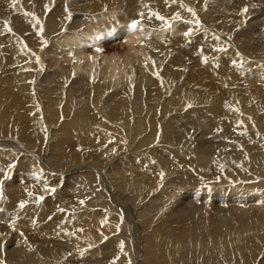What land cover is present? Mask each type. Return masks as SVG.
<instances>
[{
    "label": "bare ground",
    "instance_id": "obj_1",
    "mask_svg": "<svg viewBox=\"0 0 264 264\" xmlns=\"http://www.w3.org/2000/svg\"><path fill=\"white\" fill-rule=\"evenodd\" d=\"M67 1L69 0H0V160L5 158L10 164L18 162L19 165L27 164L33 167L31 171L23 170L26 173L23 174L24 177L32 182L36 173L45 170L53 173L54 168L49 165L54 166L50 162L54 161L55 153L60 154L62 157L59 158L62 159L65 146L77 144L84 148L83 153L88 155L86 160L82 157L87 167L100 170L99 174L105 176L102 179L107 177L114 182L110 176L114 169L105 173L103 165L113 162L112 166L115 167L117 153L131 152L132 154L129 153L128 157L124 158V177L119 179L120 176L116 175L120 185L114 187L122 194V199L117 203L126 206L128 212L130 205H126V201H131L130 204L140 213H133L134 217L138 218L136 220L139 227L142 225L143 229L149 231L148 235L143 237L148 248L144 246L143 258L139 264H166L165 256L158 253L159 251L156 252L158 248L176 251L174 253L180 261L185 259V253H190L198 262L204 263L212 262L214 252L224 256L227 251L235 252L241 247L248 251L260 252L261 246L264 245V221L261 222L264 220V122L260 121L264 114V103L262 106L258 104H261L259 100L264 97V77L257 76L263 77V81H260L261 78H252L255 76L253 73L264 72V59L260 60L245 51L249 52L251 45L258 51H264V39L243 34V38L238 40L242 39L239 44L236 43V28L243 22H248L257 12L254 8L256 4H249L247 1L250 0H210L211 4H216L213 7H221L220 3L227 7H237L239 11L247 7L248 11L241 15L237 10L224 12L215 8L212 12L217 14L221 22L211 20L205 26L200 16L199 24L195 21L183 22L192 14L188 8L200 4L201 0L187 1L186 5L178 7L179 11L177 7L169 3L166 5L164 2L150 4L145 0H110L111 5L108 7L109 0H105L104 6H100V3L96 5L95 2L94 5L91 1L93 5L90 2L91 5H86L87 13L80 12L83 17L78 21L72 20L80 16L74 8L71 7V19L62 10L64 5L68 6ZM208 1L204 0L205 5L211 6ZM256 1L258 0L253 2ZM118 3L128 6V11L124 8L116 9ZM53 5L57 12L51 14L49 9ZM66 6L65 8L69 9V6ZM119 11L121 12L118 13ZM194 11L199 15L195 9ZM156 12L171 20V30H164L161 21L157 23L147 18ZM46 13L51 15L47 18ZM138 13H143V17ZM177 13L183 20L180 23L172 19ZM33 17L38 18V24ZM137 19L142 20L143 32L137 30L130 33L127 27ZM6 23L11 29L10 32L5 28ZM179 24L181 32L178 31ZM250 24L257 28L261 25L260 22L254 21ZM109 31H119L122 45L127 48L124 54L115 52L102 55L96 50L100 47V42L93 45V56L82 53L84 40H88L92 45L90 37ZM185 32L195 33L194 38L186 37ZM181 35L185 38H181ZM65 46L69 47L72 54L68 60L70 63L65 62L68 65L59 64V61L51 63L43 57L55 51V48L64 52ZM217 46L225 50L214 51L213 49H218ZM197 56H207L210 60L223 57L233 60L238 56L244 63L239 66V71L212 70L211 66L201 61L190 65V59H196ZM179 64L181 67L177 69ZM53 65L56 67L51 72L49 69ZM190 66L193 67L192 71L196 69V74L201 75L196 76L191 72ZM208 73L212 75L213 83L202 80ZM186 74L187 76L183 77ZM216 81L217 84L214 83ZM138 103L143 107L136 110ZM218 109L220 113L213 111ZM239 115L245 121L240 127L228 125L230 122L241 123V119L234 121ZM62 117L66 121H60ZM58 123L61 125V135L68 137L61 138V141L52 140L49 145L47 130L52 129V135L51 132L49 135L55 136L58 132L54 127ZM194 123L197 125L193 126ZM201 126V131L206 134L209 132V135L207 140L201 139L205 148L196 151V148H191L190 133L200 135L201 131L195 132L191 128ZM210 126L216 129V133H213L212 128L208 129ZM158 127L162 129L161 132H158ZM15 133L20 141L11 139L14 138L11 134ZM239 133L246 134L247 140H240L241 135L237 136ZM7 135L11 136V140L4 139ZM122 138L129 141L121 145ZM111 139L119 140L116 144L111 142ZM217 140L221 141V144H216ZM228 140H232V144H224ZM155 143H158L156 149L144 153L146 147ZM42 150L50 155L39 161L42 157L38 154ZM188 155L198 161L199 168L195 169L200 180H197L196 186H202L198 190H202L201 193L208 197L207 201L212 203L209 196L215 192L212 190L217 184L230 183L226 189L216 190L214 195L221 199L229 196L244 201L243 196L247 194L238 195L240 189H244V192L254 191L255 194L251 195V198L259 200V203H255L259 208L255 210L246 207L241 211L228 208L230 212L223 216L216 210L214 201L212 205H192L194 200L189 203L190 199L187 200V197L191 198L193 194L188 191L187 185L194 183L183 180L184 177L171 179L173 173L182 172L179 164L184 163L183 159ZM172 160L174 162H171ZM127 162H132L129 169ZM136 164H139L140 168L144 166V170L137 175L126 177L127 171L132 172L138 168L135 167ZM184 164H187L186 161ZM191 173L194 175V171ZM74 177L79 179L78 176ZM1 178L0 174V182ZM57 179L58 184L68 187L69 182L64 181L63 176ZM158 188L162 190V195L156 197V210L161 216L176 221L175 227L154 224L156 216L149 215L151 201L147 197ZM0 189L3 192V199H0V245L12 244V249L19 246L13 250L11 257L5 256L6 252H0L2 264H60V259L66 260L63 264H118L117 258L121 254H118V251L128 255V264H136L141 257L139 255V258H135L138 246L135 252L133 247H130L132 242L136 244L138 241L136 221L131 211L126 214L127 219L124 220H128V224L133 221V224L130 223L127 227V223L117 220L116 210L121 209L111 210L110 204L99 196L98 201L103 206L100 208L114 214L106 215L97 211L96 199L85 202L87 212H73L72 205H67L61 198L57 199L59 196L56 193L50 197L48 203L46 199L43 203L39 201L34 209H21L18 201L22 200L15 197L13 189L8 191L1 183ZM94 189H98L96 183ZM40 192L41 189H34L31 197L38 200ZM89 192L91 194V191ZM191 199H194V196ZM184 203L187 204L186 207H183ZM168 205L172 210H168ZM13 208L15 211L12 212ZM29 211L32 214H28ZM63 211L69 213L63 215ZM254 211L259 213L260 218L253 219ZM51 215L55 216L51 222L52 227L57 221L65 222L62 224L65 228L62 227L63 233L60 235L57 234L60 227H54L56 231L49 233L47 228L51 223H43L40 226V222L48 216L51 219ZM121 216L119 214V218ZM13 222L14 228L10 227ZM119 224L122 229L131 228L129 233L127 230L128 239L123 237L121 230L117 232ZM114 235L119 236L111 238ZM42 243L43 246H40ZM208 246H211V252L207 254ZM30 248L35 252L34 255L29 254ZM86 249L93 251L86 252ZM114 254L115 257H112ZM226 256L229 257L228 254ZM259 264H264V257Z\"/></svg>",
    "mask_w": 264,
    "mask_h": 264
},
{
    "label": "rangeland",
    "instance_id": "obj_2",
    "mask_svg": "<svg viewBox=\"0 0 264 264\" xmlns=\"http://www.w3.org/2000/svg\"><path fill=\"white\" fill-rule=\"evenodd\" d=\"M78 1V2H77ZM87 1V2H86ZM91 1H92V3L94 4V2L96 3V5L98 4V3H100L99 5L100 6H104L105 4H106V2H105V0L103 1L102 0V2H101V0H69V1H67L68 2V6H69V9L68 8H65V6L66 5H64L63 7H62V10H64L63 12L64 13H66V14H68L67 13V11H71L72 10V8H74L73 10L75 11V12H77V15H78V13H79V15H80V12H82L83 13V11L84 12H86V10H88V6L86 7V5H88L89 4V2L91 3ZM146 2H148V3H150V4H159L160 2H164L166 5H167V3H169V5H173V6H175V7H177V9H178V7H183L184 5H186L188 2L187 1H191V0H145ZM254 0H250V1H247L249 4L250 3H253V4H256L255 6H254V8H255V10L257 11L254 15H252L250 18H249V21L248 22H243L241 25H239L237 28H236V34H238V35H236V43H238L239 44V42L242 40V39H240V41H238L239 40V38H243V34H245V35H253V36H260L261 37V39H264V35H263V33H264V2L262 1V0H258V1H256V2H253ZM27 2V1H26ZM79 2H80V4H79ZM201 2H202V0H201ZM201 2H200V4H194V5H192V8L193 9H195L198 13H199V15H196V16H194V17H192L193 15L192 14H190V15H192V16H190L189 15V18H187V20H188V22H191V21H195L196 22V20L198 19V17L200 16V18H201V20H202V24H205V26L206 25H208L210 22H211V20L212 21H217V22H221L220 21V19L217 17V14H214L212 11H213V9H218V10H223L224 12L225 11H232V10H237L238 12H241V11H239V9L237 8V7H231V6H229V7H227V6H225V5H222V4H220L219 3V5H221V7H213V5H216L215 3H213V4H211L210 3V0L208 1L209 2V4H211V6H208V5H205V2H204V0H203V2H202V4H201ZM208 2L206 3V4H208ZM30 3H31V1H30ZM77 5V4H79V5H77L76 7H75V5ZM91 3V4H92ZM102 3H104V4H102ZM83 4V5H82ZM91 4H89V5H91ZM92 4V5H93ZM119 5L116 7V9H118V10H122L123 8L125 9V11H128V6H126L124 3H118ZM56 5H58V4H56ZM71 5V6H70ZM85 5V6H84ZM95 5V4H94ZM110 0H109V2H108V7H110ZM68 6H66V7H68ZM61 7H58L59 9H61ZM72 7V8H71ZM223 7H227V9H223ZM76 8H77V10H76ZM55 9H56V6H55ZM67 9V10H66ZM86 9V10H85ZM44 11H46V10H43V12ZM55 10H54V5L49 9V12H51V14H52V12H54ZM153 12H154V10H152ZM178 11H179V9H178ZM55 12H57V11H55ZM121 11H119L118 13H120ZM87 13V12H86ZM157 13V12H156ZM190 13V12H189ZM50 13L48 14V13H46V15H45V17H49V15H51ZM54 14H56V13H54ZM179 14H181L182 16H184L181 12H179ZM197 14V13H196ZM82 15H80V16H78V17H76V18H73L72 20L73 21H78V20H81L82 19ZM192 17V18H191ZM148 18V17H147ZM151 21H156L157 23L158 22H160V20H158V19H156L155 18V16H153L151 19H150ZM186 19H184V21L181 19V20H179L178 22L180 23V22H185L186 23V21H187ZM190 20V21H189ZM260 22L261 23V25H260V27L259 28H257L256 26H252L251 24L249 25V23L250 22ZM43 24H44V22H43ZM123 25V22H121V26ZM181 24H179V26H178V31L179 32H181V30H182V28H181V26H180ZM246 26V27H245ZM239 27H241V28H239ZM243 27V28H242ZM22 28H25V26H22ZM127 29H128V27H127ZM240 30H241V32H240ZM28 31V30H27ZM26 31V32H27ZM245 31L247 32V33H245ZM4 32H6V31H4ZM118 32L119 31H116V32H113V34L112 35H110V36H107V35H104V38L102 39V40H100L99 42H100V47H98L99 49H101L100 51H99V53L100 54H113V53H117L118 52V54H124L125 52H126V50H127V48H126V46H124V45H122V39L119 37V34H118ZM238 32V33H237ZM106 32H103L102 33V35L103 34H105ZM242 33V34H241ZM194 35H195V33H191L190 35H189V37H192V38H194ZM181 38H185V36H183V35H181ZM82 44H83V47L81 48V51H82V53L83 54H88V56L90 55H94L95 54V48L93 47V45H91V43L90 42H88V40H84L83 42H82ZM217 44H219V43H217ZM216 46V45H215ZM219 46H221L220 44H219ZM218 47V46H217ZM216 47V48H217ZM65 48V50H64V52H59V49L60 48H55L54 50L55 51H53V52H50V53H48L47 55H43V57L46 59V60H49L51 63H53V62H57V61H59V64L60 63H62L63 65H68V63H65V62H69L68 60H69V58L71 57V55L72 54H70V52H69V47L68 46H65L64 47ZM63 48V49H64ZM219 48V47H218ZM57 50V51H56ZM58 52V53H57ZM245 53H247V54H253V55H255V56H257V57H259V59L260 60H262V59H264V51H258V50H256V48H255V46L254 45H251V50L249 51V52H247V51H245ZM171 58V57H170ZM196 59H190V61H189V63H190V65H193L194 64V62H196V61H201V62H203V58H201V57H199V56H197V57H195ZM64 59H67V60H64ZM72 59V58H71ZM53 61V62H52ZM248 61V60H247ZM217 62H219V63H217ZM58 63V62H57ZM70 63V62H69ZM204 63V62H203ZM242 63H244L241 59H238V56L237 57H235V59H233L232 60V58H230L229 60H227V57H223V58H216V59H213V60H210V59H208V61H207V63H204V64H206L207 66H211V68H212V70L213 69H217V70H227L228 69V71L229 72H234V70L235 71H239V66H241V64ZM264 63V62H263ZM179 66H180V64L179 65H177V69H180L179 68ZM56 66L55 65H53L49 70L52 72L53 70H54V68H55ZM181 67V66H180ZM190 68H191V72H194V74L196 75V76H200L201 74H196L197 72H196V69L195 70H193L192 71V66H190ZM202 68H203V66H202ZM232 69H233V71H232ZM47 71H48V68L46 69ZM210 70V69H209ZM254 72V71H253ZM188 74H189V72H188ZM209 74V73H208ZM208 74H205L204 75V77H203V81H205L206 83H213V79H212V75H208ZM253 74H255V76L252 78V79H254V80H257V79H260V81H263V77H264V72H262V73H253ZM259 75H263V77H257V76H259ZM187 76V74L186 75H184L183 77H186ZM211 76V77H210ZM244 77H246V76H244ZM214 83H216L217 84V81L216 82H214ZM215 84V85H216ZM262 99V100H261ZM260 100H259V103H261V104H258L259 106H262V103H264V97H262ZM142 105L141 104H137V107H136V110H139V109H142ZM262 110V109H261ZM260 110V111H261ZM213 111H217V112H219L220 113V109H218V110H213ZM262 112H264V110H262ZM261 112V113H262ZM137 114V113H136ZM260 114V113H259ZM174 115H176V114H174ZM63 118V117H62ZM61 118V120L60 121H62V122H64V121H66V119H62ZM197 119H201V118H197ZM239 119H241V123H229L228 125H235L236 127H240V125L242 124V123H244L245 121H243V117H241V115H239V117H237V119H234V121H239ZM260 121L262 122H264V114L262 115V117L260 118ZM57 122V121H56ZM202 122V121H201ZM201 122H199V123H201ZM178 123H181L182 125H183V123L182 122H178ZM211 124V123H210ZM180 125V124H179ZM197 125V123H194V125L193 126H196ZM212 125V124H211ZM213 127H214V125H212ZM213 127H209L208 129H213L212 131H213V133H216V129H214ZM56 130H57V132L58 133H56L55 134V136H50L49 135V133L51 132V135H52V129H50V130H47V134H48V139H50L49 140V145H50V143L52 142V140H57V139H59V141H61V138H67L68 136H62L61 135V132H60V130H61V125L58 123L55 127H54ZM140 129H143V128H141V127H139ZM198 128H199V130H198ZM46 129H47V127H46ZM191 130L193 131H195V132H199V131H201L202 130V126L201 127H196V128H191ZM162 131V129L160 128V127H158V132H161ZM245 132V131H244ZM243 132V133H244ZM146 133H147V131H146ZM17 133H15V134H11V136L13 137L14 136V138H11V136L10 135H7V137L6 136H4V139L6 140V139H8V140H11V139H14L15 141H20V138L18 137V135H16ZM145 134V132L144 133H142V135L141 136H143ZM191 134V140L189 141L190 142V145H191V148L193 149H195L196 151H200L201 150V148H205V146L204 145H202L201 144V139L202 138H204V140H207V135H209V132L206 134V133H203L202 131H201V133H200V135H198L197 133H190ZM203 134V135H202ZM239 135H241L240 133L239 134H237V136H239ZM10 136V137H9ZM198 136V137H197ZM219 136H222V135H220L219 134ZM16 137V138H15ZM193 137H194V139H193ZM209 137V136H208ZM3 138V137H2ZM11 138V139H10ZM213 139H215V137L213 138ZM119 140V139H118ZM118 140H116V139H111V142H113V143H116L117 144V142H118ZM221 140V139H220ZM240 140H242V141H246L247 140V137H246V134H243V135H241V139ZM263 140H264V138H263ZM127 141H129L128 139H125V138H122V144L121 145H125V143L127 142ZM218 141V140H217ZM216 141V144H218V143H220L221 144V141H218L217 142ZM158 142V141H157ZM259 142H263L262 140H259ZM194 143V145H192V144ZM232 144V140H228L227 142H225L224 144ZM214 144H215V142H214ZM241 144V143H240ZM158 147V143H155V145L153 144L151 147H146L147 149L144 151V153L145 152H148V151H150V150H152V149H156ZM150 148V149H149ZM85 149L84 148H82V147H80L79 145H77V144H71L70 146L69 145H66L65 146V148H64V151H65V154L63 155L64 156V158H62V159H60L59 158V156H61L60 154H58V153H55L56 155H55V157H53L54 158V161H51L50 162V164H53L54 166H52V165H49V166H51V167H53L54 168V171H53V173L51 172V171H46L45 170V172L43 171V172H40V173H36V176H35V179H34V181H29L27 178H25L24 177V175L26 174V173H24V171L26 172V170H33V167H30L29 165H27V164H18V162L16 163V162H14V163H11L10 164V162H6V160H4L3 158H1V160H0V174L2 175V178H1V186L3 185V188L4 187H7V190L8 191H11L12 189L15 191L14 193H15V197H19V198H21V200L22 201H26L27 203H26V205H25V207L26 208H31V209H34V208H36L37 207V200L35 199V197H31V195H29V193H31V194H33V192H34V189H37V188H39V189H41V192H40V194H39V196H37V198H39V197H43V199L42 200H40V202H42L43 203V201L45 200V202H46V199H48L47 200V203L48 202H50V197H52L53 196V194H58V196L59 197H57V199L58 198H61L62 200L61 201H63V202H65L67 205L69 204V205H72V211L73 212H75L76 211V213H84V212H87V207L85 208V206H86V201L89 203V201L90 202H92V201H95L94 199H96V201H95V203H96V205H95V208H97L98 210L97 211H99V212H101L102 214H106V215H111L112 213L114 214V212H112V211H108V210H106V209H101L100 207H103V206H101L100 205V201H98V199H100V198H104L105 199V202L107 201L109 204H110V206H111V210H115V209H117V208H119V209H121V210H116V211H118V214L116 215V217H117V220L118 221H120V220H122V221H124L125 223H127V227H128V225L131 223V221H129V224H128V220L127 221H125L126 219H127V215L126 214H130V211H131V213L133 214V213H136V214H138V215H140V213L137 211V209H135L134 208V206L132 205V204H130V202L131 201H126L127 203H126V205H130V211H126V209H125V207L126 206H123V205H121V204H119V203H117V202H119L121 199H122V194H119V192H117V188L116 187H114L115 185H120V183H119V181H117V180H119V179H121V178H123L124 176V174H123V172H124V170H125V168H124V158H126V157H128V155H129V153H131V152H126L125 151V153H123V151H121L120 153H117L118 155H116L117 157H116V162H117V166H118V169H117V166H115V167H113L112 166V164H113V162L112 163H107V164H104L103 165V167H104V169H105V173H107L110 169H114V171L116 172V170H117V173H115L114 171L112 172V174L110 175L111 177H113V181L114 182H112L110 179H108L107 177H106V179H102L103 178V176H101L99 173V171L100 170H98V169H95V168H88L87 166L88 165H86L84 162H83V160H82V157H85L84 159L86 160V159H88V155L87 154H84L83 153V151H84ZM37 151V150H36ZM35 151V152H36ZM209 152V151H208ZM37 153H38V151H37ZM92 154H93V152H91ZM90 153V154H91ZM122 153V154H121ZM126 153H128V154H126ZM136 154H137V152H135ZM0 154H1V151H0ZM132 154V153H131ZM39 155V157L42 159H39V161H43V159L45 158V156L47 157V155H50L49 153H47V151H45V150H42V152L40 153V154H38ZM121 155V156H120ZM122 156H123V158H122ZM62 157V156H61ZM121 157V158H120ZM185 158V157H184ZM189 158V159H188ZM118 159H119V161H118ZM51 160V159H50ZM120 160H122V161H120ZM156 160V159H155ZM155 160L153 161V163H155ZM171 160V159H170ZM140 161H141V159H140ZM183 161H184V163H185V161H186V163L187 164H184L183 162L182 163H180L179 164V166L182 168V172L181 171H179V172H176V173H173V177L171 178V179H174V180H177L178 178H181V177H184V179L183 180H188V181H190L189 183H194V184H188L187 185V188H189V192H191V194H193V196H194V199H191V198H193V196L191 197V198H189V197H187V200H189L190 199V201H189V203H191L193 200V202H192V205H194V204H196V205H201V204H204V203H210L211 205H212V203H213V201L215 202V205L214 206H216V210L218 209V212L219 213H221L223 216L225 215V214H228L230 211L228 210V208L229 209H234V210H236V209H239V210H236V211H241V210H243V209H245L246 207H251L250 209H258L259 208V206H257L255 203L256 202H258L259 203V200H252L253 199V197L251 198V195L253 196L254 194H255V192L254 191H249V190H245L246 192H244V189H240V192H238V195H242V194H244V193H246L247 194V196H243V200L244 201H239L240 199H236V198H231V197H229V196H227L226 198H220V197H217V196H215L214 194H215V192H216V190H218V189H226L227 187H229L228 185L230 184V183H226V184H217L216 185V188L215 187H213V188H215L214 190H212V191H215V192H213V193H211L212 195H210L209 196V199L212 201V203L210 202V201H207V199H208V197L206 196V195H204V194H202L201 193V191L200 190H198V188L199 187H202V186H196V184L198 183V181L200 180L198 177H200V176H198L197 175V170L195 169L196 167H198L199 168V164H198V161H196L194 158H192V157H190L189 155L185 158V159H183ZM2 162V163H1ZM119 162V163H118ZM171 162H174V160H172ZM181 162V161H180ZM48 163V162H47ZM115 163V162H114ZM56 164V165H55ZM58 164V165H57ZM111 164V165H110ZM119 164V165H118ZM139 164H141V163H139ZM139 164H136L135 165V167H138V168H135L132 172H131V170H130V172L129 171H127V174H125V176L126 177H130V176H134V175H137V173H139L141 170H144V166L142 167V168H140L139 167ZM126 165H128V169L130 168V166L132 165V162H127L126 163ZM190 165H192V167L190 166ZM112 166V167H111ZM187 166H188V168H187ZM189 168H191V169H189ZM120 169V170H119ZM124 169V170H123ZM24 170V171H23ZM98 172H97V171ZM180 170V169H179ZM38 171V170H37ZM58 173H57V172ZM194 171V175L191 173V172H193ZM23 172V173H22ZM119 172H121L119 175H118V173ZM46 173V174H45ZM50 173V174H49ZM59 173H61V174H59ZM114 173V174H113ZM128 173H130V174H128ZM6 174V175H5ZM24 174V175H23ZM102 174H103V172H102ZM182 174H184V175H182ZM5 175V176H4ZM49 175V176H48ZM120 176V177H118L119 179H117V176ZM193 175V176H192ZM196 175V176H195ZM56 178H55V177ZM59 176H63V178H64V181H68L69 183L67 184V186L68 187H65L64 186V184L62 185V184H58V179H57V177H59ZM74 176H78L79 177V179H77L76 180V178L74 177ZM180 176V177H179ZM53 177V178H52ZM105 177V176H104ZM174 177H176V178H174ZM196 177V178H195ZM89 178V179H88ZM81 179H82V181H81ZM77 182H76V181ZM85 180H87V181H85ZM194 180H196V181H194ZM198 180V181H197ZM75 181V182H74ZM80 181V182H79ZM102 181H103V184H102ZM216 181V180H215ZM214 181V184H216V182ZM196 182V183H195ZM240 182V181H239ZM95 183H96V187L98 186V189H94V185H95ZM117 183V184H116ZM205 183V182H204ZM30 184H32V186L30 185ZM75 184V185H74ZM90 184H94V185H90ZM238 184V182L237 183H235L234 184V186L235 187H237L236 185ZM6 185V186H5ZM105 185V186H104ZM190 185V186H189ZM192 186V187H191ZM171 188L173 187V185H171L170 186ZM194 187V189H192ZM197 187V188H196ZM89 188H91V190H89ZM170 188V189H171ZM53 189H54V191H53ZM112 189V190H111ZM196 189V190H195ZM67 190V191H66ZM160 190V191H159ZM89 191H91V194H90V192ZM158 191H159V193H158ZM182 191H186V190H182ZM89 194H88V193ZM92 192H94L93 193V195H92ZM154 192V193H153ZM152 193H150L149 194V196L147 197L148 199H150V201H151V203H150V210H149V215L150 216H156V219H155V221H154V224H156V223H158L160 226H168V227H175V226H177V222L176 221H174V220H171V219H168V218H165V217H163V216H161L160 214H158L159 212L156 210V206H155V200H156V197H158V196H161L162 195V190L161 189H157L156 191H153ZM161 192V193H160ZM49 193H50V195H49ZM199 193V194H198ZM17 194V195H16ZM87 194V195H86ZM96 194V195H95ZM156 194V195H155ZM47 195V196H46ZM158 195V196H157ZM88 196V197H87ZM100 198H99V197ZM250 196V197H249ZM15 197H11L10 196V198H15ZM95 197H97V198H95ZM106 197V198H105ZM126 197H128V194H127V196ZM196 197H197V199H196ZM200 199H199V198ZM124 199H126L125 197H123ZM205 198V199H204ZM246 198H248V199H246ZM251 198V199H250ZM202 199V200H201ZM225 199H227V200H225ZM229 199H230V201H229ZM237 201H236V200ZM187 200H186V203H187ZM201 200V202H199V204H197L198 203V201H200ZM81 201L83 202V203H81ZM225 201V202H224ZM232 201V202H231ZM236 201V202H235ZM234 202V203H233ZM18 203H20V201H18ZM99 203V204H98ZM186 203H184L183 204V207H186L187 206V204ZM201 203V204H200ZM252 203V204H251ZM257 203V204H258ZM254 204V205H253ZM93 206V205H92ZM123 206V207H122ZM227 206V207H226ZM254 206V207H253ZM238 207V208H237ZM263 207H264V205H263ZM83 208H85L84 210H83ZM141 209H144V208H141ZM183 209H185V208H183ZM226 209V210H225ZM12 210V212L13 211H15V208H13V209H11ZM10 210V211H11ZM168 210H172V209H170V207H169V205H168ZM185 210H187V208L185 209ZM38 212V211H37ZM64 213H63V215H65L66 214V212H67V214L69 213L68 211H63ZM126 212V213H125ZM187 212V211H186ZM32 214V212H30L29 211V213L28 214ZM40 213H41V211H40ZM125 213V214H124ZM119 214L120 215H122L120 218H119ZM254 216H253V219H255L256 220V218H260L259 216H258V212L257 211H254ZM37 216V215H36ZM125 216V217H124ZM54 217L55 216H53V215H51V219H50V216H48V218H46V220H44L43 222H40V226H42L43 225V223H47V224H49V223H51L52 221H53V219H54ZM133 217H134V214H133ZM184 217V216H183ZM183 217H180V219L181 218H183ZM135 218V217H134ZM36 219H37V217H36ZM62 218H60V220H61ZM125 219V220H124ZM138 220V218H137V216H136V218H135V225H136V235L138 236V241L136 242V244H135V242L133 243L132 241V244H130V247H133V250H134V252H135V250H136V247H137V252H135V258H139L140 256V258H139V260H138V262L136 263V264H139V261H141L140 259H142L143 258V254H144V246L145 247H147L148 248V246L146 245V243H144V238L143 237H146L147 235H148V232L149 231H147V230H145V229H143L142 228V225H140V227H139V224H138V222H137V220ZM49 220V221H48ZM264 220H262L261 222H263ZM62 222V221H61ZM60 221H57V222H55L53 225V227H52V223L51 224H49L48 226V228H47V230H48V232L49 233H51L52 231H56V229L54 228V227H60V232H59V230H57L58 232H57V234L58 235H60L61 233H63L62 231H63V229H62V227H63V225L62 224H64V223H61ZM56 224V225H55ZM131 224H133V221H132V223ZM59 225V226H58ZM119 227L117 228L118 230H117V232H123V237L124 236H126L125 238H127L129 235L127 234V230H128V233H129V230L131 229H129V228H127V230L126 229H122L123 227H122V225H118ZM63 228H65V227H63ZM133 228V227H132ZM141 229H143L142 231H141ZM121 230V231H120ZM124 230H125V232H124ZM145 230V231H144ZM68 231H69V229H68ZM147 231V232H146ZM138 232V233H137ZM124 233H125V235H124ZM117 236H119V235H117ZM116 235H114V236H112L111 238H115V237H117ZM142 236V237H141ZM128 239V238H127ZM106 241V240H105ZM130 242V243H131ZM36 243V242H35ZM44 243V242H43ZM43 243L40 245V246H43ZM142 243V244H141ZM139 244H140V246H139ZM35 245V244H34ZM132 245V246H131ZM134 245H135V248H134ZM142 245V246H141ZM14 245H12V244H3V245H0V252H6L5 253V256H8V257H11V255H13L14 254V251L13 250H16L18 247H16L15 249H12V247H13ZM246 246H248V245H246ZM139 247H141L140 249H139ZM209 247H211V246H208V252H206L207 254L208 253H210L211 252V250H210V248ZM157 249V248H156ZM155 249V250H156ZM169 249H162V248H158L157 250H156V252H158V253H162L163 254V256H165L164 258L167 260L166 262V264H227L226 262H228V264H259L260 263V261H261V259L264 257V252H262V251H264V245L263 246H261V249H260V252L261 253H263V255L259 252V251H248V250H246L244 247H241L240 248V250L238 249V251H235L234 252V250H233V252H229V251H227V253H225V255L224 256H221V254H218L217 252H214L213 253V259H212V262L211 263H204V262H198V260H196L194 257V255H191L190 253H185L184 255H185V259L183 260V258H181V256H180V259L181 260H183V261H180L179 260V257H177L178 255H176L174 252H176V251H174L173 252V250L171 251V250H169ZM86 252H90V251H93V250H85ZM138 251H140V252H138ZM261 254V256H260V254ZM34 251L32 250V248H30V251H29V254L31 255V254H33L34 255ZM121 253V254H120ZM140 253V254H139ZM167 253H168V256H167ZM181 253H183V252H181ZM239 253V254H238ZM117 254V253H116ZM118 254H120V256L118 255ZM118 254H117V256H119V258H117V260H119L118 261V264H128V262L129 261H127V260H130V258L128 259V255L126 256L123 252H120V251H118ZM175 254V255H174ZM222 254H224V253H222ZM228 254V256L229 257H227L226 255ZM230 254H231V256H230ZM140 255V256H139ZM243 255H246L245 257L243 256ZM167 256V257H166ZM258 256V257H257ZM112 257H115V254H114V256H112ZM125 257V258H124ZM240 257V258H239ZM241 257H244V258H241ZM194 258V259H193ZM126 259V260H125ZM220 259V260H219ZM30 259H28V261H29ZM65 261L66 260H63V259H60V261H59V263L60 264H63V263H65ZM121 261V262H120ZM120 262V263H119ZM232 262V263H231ZM245 262V263H244ZM46 264H53L52 262H48V263H46ZM110 264H112V263H110Z\"/></svg>",
    "mask_w": 264,
    "mask_h": 264
},
{
    "label": "snow or ice",
    "instance_id": "obj_3",
    "mask_svg": "<svg viewBox=\"0 0 264 264\" xmlns=\"http://www.w3.org/2000/svg\"><path fill=\"white\" fill-rule=\"evenodd\" d=\"M188 11L190 13H192L193 16L196 15L194 9L192 8H188ZM248 11V8L245 7L244 9H242L241 11V15H243L244 13H246ZM139 16L143 17V13H138ZM153 16H155L156 19L160 20L163 24H164V30H171V20H168L166 19L165 17L159 15L158 13H151L149 16H148V19H151ZM35 20H36V23L38 24L39 23V20L38 18H35L33 17ZM68 18L71 19V13L69 12L68 13ZM172 19L176 20V21H179L181 20V17L180 15L177 13ZM186 23H191V22H186ZM196 23L199 24L200 21L197 19L196 20ZM5 28L10 32L11 29L8 27L7 23L5 24ZM128 29H129V32L130 33H135L137 30L143 32V24H142V20H133L129 25H128ZM42 29H41V33H42ZM113 33L111 31L105 33V34H96L95 36L93 37H90L89 40L92 42V45H95L96 43H98L100 40H102L104 38V35H107V36H110L112 35ZM184 35L187 37L190 35V32H185ZM216 39L218 40L219 37H216ZM43 43H47V41H43ZM97 51H100L101 49L99 48H96ZM214 51H224L225 49L223 47L221 48H218V49H213ZM201 52H203V49L200 50ZM71 54V53H70ZM208 61V57L207 56H204L203 58V62L204 63H207ZM37 63H39V59H37ZM154 63V62H153ZM161 175H163V173H161ZM2 183V182H0ZM54 191V189H53ZM29 195H32L31 193H29ZM0 199H3V192H2V189H0ZM43 197H39V199L37 200V203H39L40 200H42ZM26 201H21L19 203V207L21 209H23L26 205ZM81 203H83L81 201ZM10 227H13L14 228V222H13V225H10ZM21 235L23 236V233H21ZM121 248H123V243H121ZM0 264H2V262H0Z\"/></svg>",
    "mask_w": 264,
    "mask_h": 264
}]
</instances>
